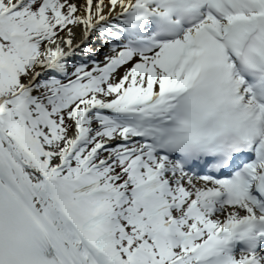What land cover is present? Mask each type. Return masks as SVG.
<instances>
[{"label": "snow or ice", "instance_id": "1", "mask_svg": "<svg viewBox=\"0 0 264 264\" xmlns=\"http://www.w3.org/2000/svg\"><path fill=\"white\" fill-rule=\"evenodd\" d=\"M0 264H264V0H0Z\"/></svg>", "mask_w": 264, "mask_h": 264}]
</instances>
